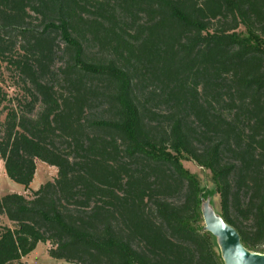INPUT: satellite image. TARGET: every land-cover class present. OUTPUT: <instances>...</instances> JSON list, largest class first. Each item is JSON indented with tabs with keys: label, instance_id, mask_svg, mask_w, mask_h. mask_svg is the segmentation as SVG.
<instances>
[{
	"label": "trees",
	"instance_id": "1",
	"mask_svg": "<svg viewBox=\"0 0 264 264\" xmlns=\"http://www.w3.org/2000/svg\"><path fill=\"white\" fill-rule=\"evenodd\" d=\"M5 74L0 264H225L184 157L264 253V0H0Z\"/></svg>",
	"mask_w": 264,
	"mask_h": 264
},
{
	"label": "rangeland",
	"instance_id": "2",
	"mask_svg": "<svg viewBox=\"0 0 264 264\" xmlns=\"http://www.w3.org/2000/svg\"><path fill=\"white\" fill-rule=\"evenodd\" d=\"M0 88L2 89L1 96L4 94L6 100L4 105L10 106L15 102L14 98L19 94V89L14 86L7 74L4 75L3 79L0 80ZM0 107V123L4 121L6 111ZM184 167L194 174L200 181L201 186L204 190L203 198H210L216 211L221 214L220 210V197L216 191V186L212 179V173L209 169L199 166L195 161L184 157L182 159ZM58 169L54 166H50L45 162L37 160V169L34 181L32 182L31 188L26 190L25 187L19 183L11 180L4 167V161L0 160V198L9 193H20L32 196L34 190H38L44 183L52 181L57 177ZM3 224L10 223L7 220L2 221ZM27 260V261H26ZM24 261L28 264H75L64 260H59L51 257L48 252V245L45 243H39L37 248L25 258Z\"/></svg>",
	"mask_w": 264,
	"mask_h": 264
},
{
	"label": "water",
	"instance_id": "3",
	"mask_svg": "<svg viewBox=\"0 0 264 264\" xmlns=\"http://www.w3.org/2000/svg\"><path fill=\"white\" fill-rule=\"evenodd\" d=\"M204 231L210 232L217 241L225 264H264V253L249 250L242 242L238 230L218 213L210 198L201 199Z\"/></svg>",
	"mask_w": 264,
	"mask_h": 264
},
{
	"label": "crops",
	"instance_id": "4",
	"mask_svg": "<svg viewBox=\"0 0 264 264\" xmlns=\"http://www.w3.org/2000/svg\"><path fill=\"white\" fill-rule=\"evenodd\" d=\"M31 185H32V183H31ZM31 185H30V188H31ZM39 245V244H38ZM37 248V247H36ZM30 255V254H29ZM29 255L26 257V258H28L29 257ZM27 261V260H26ZM26 261H25V264H28V263H26Z\"/></svg>",
	"mask_w": 264,
	"mask_h": 264
}]
</instances>
